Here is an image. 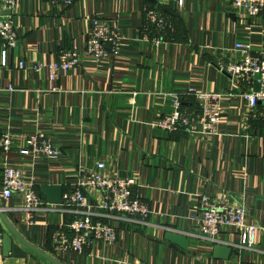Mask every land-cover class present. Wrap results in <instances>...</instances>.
Instances as JSON below:
<instances>
[{
    "label": "crops",
    "instance_id": "crops-1",
    "mask_svg": "<svg viewBox=\"0 0 264 264\" xmlns=\"http://www.w3.org/2000/svg\"><path fill=\"white\" fill-rule=\"evenodd\" d=\"M151 12L167 24L152 22ZM13 16L19 39L5 66L0 43V135L32 133L39 126L61 156L50 163L23 155L20 141L9 153L0 151V191L5 163L21 168L39 187L65 190L79 167L104 161L108 174L135 179L134 193L153 211L147 225L118 216L106 219H114L118 240L106 244L90 237L77 254L60 252L52 242L72 219L63 205L43 196L44 206L30 224L18 210L19 198L0 197L24 239L61 264H264L262 232L253 248H241L238 236L224 231L220 239L233 251L228 260L216 259L214 245L193 235L198 229L188 218L198 211L199 195L207 194L225 205L242 203L249 221L263 222L264 118L249 115L241 96L246 85L236 83L223 65L239 57L229 50L248 24L246 37L254 51L264 52V15L246 22L229 0H185L182 6L164 0H73L67 9L52 0H18ZM95 16L122 36L117 55L98 60L85 54ZM66 49L81 52L83 61L55 84L47 68L30 70L37 62L58 61ZM190 85L224 95L218 133L172 132L157 125L174 108L170 93H180L183 108L199 114L196 100L184 94ZM263 108L259 103L258 112ZM171 229L188 236V250L166 240ZM0 264L52 263L15 237L10 256L4 257L0 235Z\"/></svg>",
    "mask_w": 264,
    "mask_h": 264
},
{
    "label": "built area",
    "instance_id": "built-area-1",
    "mask_svg": "<svg viewBox=\"0 0 264 264\" xmlns=\"http://www.w3.org/2000/svg\"><path fill=\"white\" fill-rule=\"evenodd\" d=\"M164 1H177L182 6L185 0ZM52 3L67 9L73 4V0H52ZM229 4L246 22L264 15V0H229ZM17 5L18 0H0V43L4 66L8 62L10 50L19 39L13 16ZM150 18L159 26H164L168 22L165 18L156 17L154 12L150 13ZM89 25L90 29L86 33V55L101 60L110 54L120 53L123 38L115 27L99 16L90 19ZM243 30L244 33L237 37L229 50L239 57L229 60L223 67L236 83L246 85L248 90L241 96L247 102L249 115L264 118V108L261 112L257 110L259 103H263L264 106V52L254 51L250 39L246 37L250 31L249 24ZM82 55L76 49H66L61 51L58 61L49 65L37 62L30 70L42 71L47 68L49 79L55 84L63 73L82 63L84 57ZM10 89L14 90L13 87ZM54 89H57V86H54ZM184 94L196 100L199 114L196 115V111L189 113L183 108L180 93H170L168 96L173 98L174 108L170 114L160 118L157 125L172 132L183 128L190 133H218L224 115V95L201 90L195 85H190ZM18 141L24 144L20 149L23 155L42 158L50 163L58 161L61 156L60 148L39 126L32 133L3 132L0 135V151L9 153ZM2 171L1 199L8 201L19 198L21 206L18 210L24 214L26 222L33 224V215L44 206L41 187L35 179H27L19 167L5 163ZM106 171L107 164L104 161L97 162L92 168L81 166L77 178L67 185L61 205L72 214V219L60 226L52 236V242L58 251L83 253L91 242L90 237L106 244L115 243L119 233L114 219H109L110 222L106 220L111 217L118 216L133 221L136 225L148 224L153 211L147 202L134 193L135 179L117 173L111 175ZM199 196L198 211L188 217L198 229L194 236L209 241L214 246L227 245L220 236L224 231L232 230L238 236L237 246L253 248L257 243L258 232L264 234V215L262 223L251 222L248 220V209L242 203L225 205L207 194ZM3 207L8 210L7 207Z\"/></svg>",
    "mask_w": 264,
    "mask_h": 264
},
{
    "label": "water",
    "instance_id": "water-1",
    "mask_svg": "<svg viewBox=\"0 0 264 264\" xmlns=\"http://www.w3.org/2000/svg\"><path fill=\"white\" fill-rule=\"evenodd\" d=\"M156 2L157 0H151ZM10 14V12H6ZM41 195L44 196L51 204H62L64 187L62 185H43L41 187ZM8 210H5L0 202V235L2 236L3 245V255L4 257H9L11 251L13 250V237H15L24 247L28 248L37 255L45 258L52 264H61L58 260L53 258L51 255L45 251L39 249L26 239H24L21 234L17 231L14 225L10 222L7 216ZM8 229L5 231L4 226ZM10 232V233H9ZM92 236V235H91ZM166 240L171 243L178 245L184 250H188L190 246V240L186 234H182L176 231H167L165 234ZM233 248L229 245L216 244L213 247V257L216 259L228 260L232 254Z\"/></svg>",
    "mask_w": 264,
    "mask_h": 264
}]
</instances>
